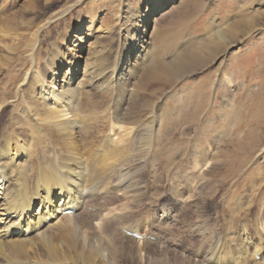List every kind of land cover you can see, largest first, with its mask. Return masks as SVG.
<instances>
[{
  "label": "rangeland",
  "instance_id": "rangeland-1",
  "mask_svg": "<svg viewBox=\"0 0 264 264\" xmlns=\"http://www.w3.org/2000/svg\"><path fill=\"white\" fill-rule=\"evenodd\" d=\"M155 1L0 0V39L10 45L0 51V103L15 92L30 65V59L24 56L27 42L19 41L20 38L29 39L30 45V40L40 38V59L48 54L67 53L71 41L77 39L85 55L101 44V49L109 50L107 64L111 65L118 46L121 54L128 41L120 35L136 38L142 25L134 18L121 34L125 5L128 3L132 12L145 14L148 5ZM184 1L168 0L150 13L144 28L145 46L156 63L169 66L177 60V64L180 56L198 47L207 51L211 47V31L217 29L227 27L235 34H243L235 29L245 16L260 14L259 23H264V0H189L183 8L188 0ZM71 4L73 7L65 15L56 16V20L39 30L47 19ZM173 4L177 8L182 6L181 11L175 13L173 8L160 21L154 19ZM255 28L230 46L226 56L208 65L190 67L192 63H188L190 68L179 80H148L145 91L131 100H135L136 110L144 112L140 107L145 110L146 102L166 98L167 110L172 107L174 94L182 104L189 96V111H195L200 118L187 127L182 122L176 131L172 128L170 139L175 144L169 154L171 160L160 154L162 161L157 162L151 157L154 154L143 153L146 159L128 169V175L134 177H128V228L149 234L143 239L133 236L127 240L111 223L112 234L107 239L108 245L114 247L111 254L116 255L115 264H217L213 257L228 252L232 258L229 260L235 264H264V25ZM41 62L38 69L44 76L48 68ZM138 78L135 77V83ZM124 97L113 95L107 114L117 112ZM204 115L212 120L205 132L201 122ZM109 119L98 122L93 131L95 138H101L104 131L108 134L112 126ZM216 122L222 126H216ZM90 139L83 141L88 149L95 146ZM204 157L208 162L201 165L199 161ZM121 203L118 200L116 206L122 207ZM220 261L218 264L226 260Z\"/></svg>",
  "mask_w": 264,
  "mask_h": 264
},
{
  "label": "bare ground",
  "instance_id": "bare-ground-1",
  "mask_svg": "<svg viewBox=\"0 0 264 264\" xmlns=\"http://www.w3.org/2000/svg\"><path fill=\"white\" fill-rule=\"evenodd\" d=\"M158 1L161 0L149 4L145 14L132 12L131 6L125 5L120 20L121 34L134 18L142 25L136 38L120 35L128 41L121 54L118 46L111 65L107 64L109 50L101 49V44L85 55L77 39L71 41L67 53L48 54L42 61L39 37L30 40L31 45L29 39H19L27 42L24 56L30 59V65L15 86V92L0 103V264H115L116 255L111 254L114 247L109 246L107 239L112 234L111 223L127 240L133 239L128 232L139 234L138 239L149 234L128 228V177L134 180L128 169L139 164L143 153L154 154L151 157L157 162L160 154L171 160L169 154L175 143L170 139L173 135L170 131L172 128L176 131L182 122L187 127L192 120H199L200 115L195 111L190 113L189 96L182 104L174 94L172 107L167 106V110L166 98L156 103L146 102L145 110L140 107L144 112L136 110L135 100H131L145 91L148 80H179L190 67L199 63L208 65L226 56L230 46L256 30L255 26L264 25L259 23L260 14L245 16L235 29L243 34H235L227 27L211 31L208 38L211 47L207 51L195 48L188 55L178 57L177 64L175 59L168 66L151 59V50L145 46L144 28L150 13L168 0ZM72 5L56 12L39 30L56 20V16L65 15ZM177 6L173 4L154 19L160 21L173 8L177 10L175 13L179 12L182 6ZM75 43L77 47L73 46ZM9 47L0 39V51ZM41 61L48 68L44 76L38 69ZM188 63L192 66L187 67ZM116 94L125 96L123 104L117 112L107 114ZM108 118L112 125L108 134L104 131L101 138H95L93 131L98 122ZM201 122L203 132L209 130L212 120L204 115ZM215 124L222 126L220 122ZM87 137L94 140V148L84 145ZM163 143L167 145L162 146ZM207 160L204 157L203 163L199 162L204 165ZM118 200L122 207L116 206ZM228 253L213 257L214 263L224 259L226 264H235L229 260Z\"/></svg>",
  "mask_w": 264,
  "mask_h": 264
}]
</instances>
